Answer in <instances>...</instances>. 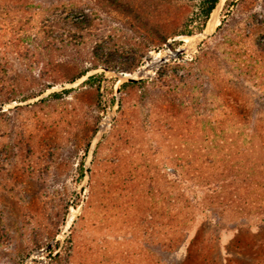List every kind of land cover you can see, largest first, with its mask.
<instances>
[{
    "label": "rangeland",
    "instance_id": "obj_1",
    "mask_svg": "<svg viewBox=\"0 0 264 264\" xmlns=\"http://www.w3.org/2000/svg\"><path fill=\"white\" fill-rule=\"evenodd\" d=\"M202 2L0 0V264H264V0Z\"/></svg>",
    "mask_w": 264,
    "mask_h": 264
},
{
    "label": "water",
    "instance_id": "obj_2",
    "mask_svg": "<svg viewBox=\"0 0 264 264\" xmlns=\"http://www.w3.org/2000/svg\"><path fill=\"white\" fill-rule=\"evenodd\" d=\"M222 0H220L219 2H221ZM182 52V50L178 51V54H180ZM164 60H166V58H164ZM143 73H139L137 75H132L129 76L127 79L129 82H137L140 79H142V77L140 75H142ZM6 109L5 105H0V111H4ZM112 120L107 121V124L110 123ZM102 129H100L98 131V134L93 138L91 146L89 148V152L88 155L86 157L85 160V172H86V176L89 178L91 175V161H92V156L94 155L95 152V143L101 138L102 136ZM87 185H89V180L87 181ZM53 244L51 243L48 247H51ZM32 255L30 256V258L27 260V262H30Z\"/></svg>",
    "mask_w": 264,
    "mask_h": 264
},
{
    "label": "trees",
    "instance_id": "obj_3",
    "mask_svg": "<svg viewBox=\"0 0 264 264\" xmlns=\"http://www.w3.org/2000/svg\"><path fill=\"white\" fill-rule=\"evenodd\" d=\"M220 0H203L202 2V12L201 14L203 15L205 22L207 19L210 17L211 13L213 10L216 8L217 4L219 3ZM193 32L188 31V32H183L182 34H187L191 35ZM67 93V92H65ZM63 96L62 93H55L52 95V98H61Z\"/></svg>",
    "mask_w": 264,
    "mask_h": 264
},
{
    "label": "bare ground",
    "instance_id": "obj_4",
    "mask_svg": "<svg viewBox=\"0 0 264 264\" xmlns=\"http://www.w3.org/2000/svg\"><path fill=\"white\" fill-rule=\"evenodd\" d=\"M148 69H150V68H148ZM148 69H147V70H148Z\"/></svg>",
    "mask_w": 264,
    "mask_h": 264
}]
</instances>
